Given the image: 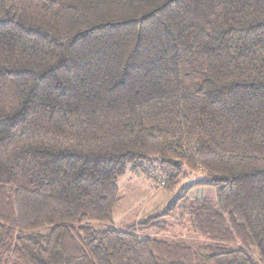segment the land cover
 <instances>
[{"label":"trees","instance_id":"obj_1","mask_svg":"<svg viewBox=\"0 0 264 264\" xmlns=\"http://www.w3.org/2000/svg\"><path fill=\"white\" fill-rule=\"evenodd\" d=\"M146 162L201 176L117 226ZM0 264H264V0H0Z\"/></svg>","mask_w":264,"mask_h":264},{"label":"rangeland","instance_id":"obj_2","mask_svg":"<svg viewBox=\"0 0 264 264\" xmlns=\"http://www.w3.org/2000/svg\"><path fill=\"white\" fill-rule=\"evenodd\" d=\"M146 169V171H144ZM147 170L149 171L147 173ZM159 163L146 162L142 167H131L127 170V173L119 178H117V188H118V201L113 209L112 221L117 226L129 225L134 221L140 220L148 215L154 214L156 212L163 211L167 204L169 203L170 197L175 194L179 196L182 194V188H186L190 184H193L196 180L200 178V174L197 175H188L181 177L178 184L175 185L173 191L161 189L163 183L158 174H160ZM155 178V182H159V188L156 189L151 178ZM156 190H162L165 192L164 200L162 197L153 199V194ZM215 191L212 187L209 186H193L188 192L187 196L180 202L181 208H189L192 203L199 198H210L214 199ZM152 198V199H151ZM154 201H160L156 209L150 210L154 205ZM137 205V206H136ZM153 207V208H154ZM150 210V211H149ZM177 218L173 217H161L157 221L160 226L165 224L166 232L155 233L157 237L167 239V240H177L181 241L188 245H197L203 242V238L198 237L186 229L179 227ZM95 226L105 227L107 223H95ZM153 235V234H152ZM155 236V235H154Z\"/></svg>","mask_w":264,"mask_h":264},{"label":"crops","instance_id":"obj_3","mask_svg":"<svg viewBox=\"0 0 264 264\" xmlns=\"http://www.w3.org/2000/svg\"><path fill=\"white\" fill-rule=\"evenodd\" d=\"M164 195H166L164 191H162V190H156V192L153 194V197H152V198L155 199V198H158V197L161 196V197L163 198V199H162V201H163V200H164ZM152 198H151V199H152ZM154 202H155V203H154L153 207H154L155 205H157V204H158V205L160 204V203H159L160 201H157V203H156V201H154ZM136 206H137V205H136ZM153 207H151L150 210L156 209L158 206H156V207H154V208H153ZM150 210H149V211H150Z\"/></svg>","mask_w":264,"mask_h":264}]
</instances>
